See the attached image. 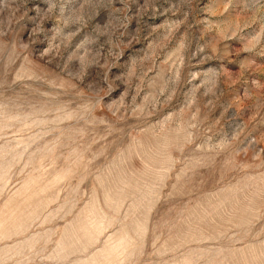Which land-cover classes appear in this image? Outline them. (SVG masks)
Segmentation results:
<instances>
[{"label": "rangeland", "instance_id": "374dc122", "mask_svg": "<svg viewBox=\"0 0 264 264\" xmlns=\"http://www.w3.org/2000/svg\"><path fill=\"white\" fill-rule=\"evenodd\" d=\"M0 264H264V0H0Z\"/></svg>", "mask_w": 264, "mask_h": 264}]
</instances>
